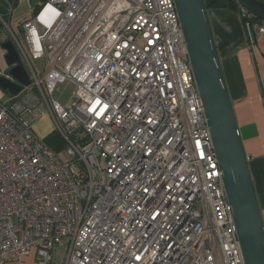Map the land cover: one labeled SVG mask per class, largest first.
Wrapping results in <instances>:
<instances>
[{
  "label": "built area",
  "instance_id": "2783aa9c",
  "mask_svg": "<svg viewBox=\"0 0 264 264\" xmlns=\"http://www.w3.org/2000/svg\"><path fill=\"white\" fill-rule=\"evenodd\" d=\"M0 23L31 80L0 89V264H245L175 0H48L26 47Z\"/></svg>",
  "mask_w": 264,
  "mask_h": 264
},
{
  "label": "water",
  "instance_id": "95a60500",
  "mask_svg": "<svg viewBox=\"0 0 264 264\" xmlns=\"http://www.w3.org/2000/svg\"><path fill=\"white\" fill-rule=\"evenodd\" d=\"M264 22V2L232 0ZM187 43L190 63L204 106L212 135L225 193L233 207L238 239L245 264H264V219L249 158L235 115L221 58L214 37L205 0H175ZM8 65L7 74L13 79L0 78V89L18 96L31 84L28 72L11 40L3 42Z\"/></svg>",
  "mask_w": 264,
  "mask_h": 264
},
{
  "label": "crops",
  "instance_id": "0c3cea01",
  "mask_svg": "<svg viewBox=\"0 0 264 264\" xmlns=\"http://www.w3.org/2000/svg\"><path fill=\"white\" fill-rule=\"evenodd\" d=\"M18 5L20 0L16 1V9ZM33 8L31 6V11ZM209 14L264 219V102L261 94L264 86V37L257 39L255 50H250L239 13L212 10ZM13 20H16L15 10L9 22ZM7 68L5 52L0 47V70ZM7 264L39 263L33 252L21 262Z\"/></svg>",
  "mask_w": 264,
  "mask_h": 264
},
{
  "label": "rangeland",
  "instance_id": "374dc122",
  "mask_svg": "<svg viewBox=\"0 0 264 264\" xmlns=\"http://www.w3.org/2000/svg\"><path fill=\"white\" fill-rule=\"evenodd\" d=\"M42 2H43V0H31V1L30 0H20V5H18L17 9L16 8L14 9L16 20H13L12 23H10L11 30L19 38V40L24 45V47H26L25 35L19 29V25L25 19L28 20V19H31V17L33 19L31 6L33 8V7H36L38 5H42ZM19 16H21V18L19 20H17V18ZM209 18H210V14H209ZM8 21H6V22L8 23ZM210 21H211V19H210ZM10 37H11L10 32L4 26V33H2V37H1L2 39L1 40L2 41H8ZM33 66L35 67V69H37L41 73L40 76L42 79L43 78L42 72H43L44 67H45V60L44 59L35 60L33 62ZM66 94H67V92H66ZM58 97H59V93H55L53 96L54 99H58ZM9 99H10L9 95H6L5 101L9 102L10 101ZM33 130L37 133L38 136L46 139L49 135H51L55 131V124L53 123L51 118L48 115H46V116L42 117L41 119H39L34 124Z\"/></svg>",
  "mask_w": 264,
  "mask_h": 264
},
{
  "label": "trees",
  "instance_id": "16d2710c",
  "mask_svg": "<svg viewBox=\"0 0 264 264\" xmlns=\"http://www.w3.org/2000/svg\"><path fill=\"white\" fill-rule=\"evenodd\" d=\"M10 1H12V0H10ZM47 1L48 0H43L42 5H38V6L33 8V11H32L33 19L35 18V16L38 14V12L42 8V6ZM259 1L264 2V0H259ZM205 3H206V6H207V9L209 12L212 10H228V11H231L234 13H239V15L241 17L242 24H243V26L245 25L246 20L242 17L241 7L237 3H235L234 1H232V0H205ZM7 13L8 12H7V8H6L5 3L0 1V14L4 17L5 21H8V19H9V17H7ZM33 19L31 17V19H28V20L24 21L23 23H21L20 30L23 32V30H22L23 25L25 23L33 20ZM251 23L253 25H260L263 23V21L258 19L257 17H253V19L251 20ZM2 33H4V27L2 24H0V45L3 42H5V41L1 40L2 39L1 38ZM9 40H12V38L10 37ZM46 142L49 145V147H51L52 149H54L56 151H60L64 146L63 140L54 132L46 138Z\"/></svg>",
  "mask_w": 264,
  "mask_h": 264
}]
</instances>
